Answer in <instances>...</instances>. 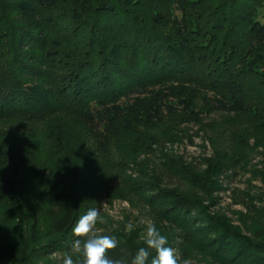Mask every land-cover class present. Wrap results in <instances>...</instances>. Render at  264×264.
<instances>
[{"label":"trees","instance_id":"trees-1","mask_svg":"<svg viewBox=\"0 0 264 264\" xmlns=\"http://www.w3.org/2000/svg\"><path fill=\"white\" fill-rule=\"evenodd\" d=\"M197 91L211 110L248 113L264 130V0H0V121L75 118L105 153L122 136L141 142L146 127L198 118ZM56 156L58 175L65 164ZM27 157L0 148V210L9 214L8 224L0 217V264L70 252L80 210L94 208L72 180L25 196L14 165L34 169ZM224 167L215 158L205 169L154 162L146 204L168 246L180 237L211 264H264V223L249 236L204 202ZM104 234L120 241L113 258L145 246L138 232Z\"/></svg>","mask_w":264,"mask_h":264},{"label":"rangeland","instance_id":"rangeland-1","mask_svg":"<svg viewBox=\"0 0 264 264\" xmlns=\"http://www.w3.org/2000/svg\"><path fill=\"white\" fill-rule=\"evenodd\" d=\"M185 90L191 93L193 88ZM197 92L194 105L202 111L198 118L178 117L164 125L146 127L144 132L149 138L141 142L122 136L111 142L105 153L87 127L71 117L59 120L60 127L56 118L45 122L22 118L2 120L0 148L9 146L35 163L34 169L22 167L20 160L14 165L16 169L20 167L21 191L25 196L44 197L53 186L72 180V189L82 205L90 201L94 208L101 210L104 223L97 224L100 233L127 234L124 228L131 222L134 225L131 233L138 232L141 239L149 223L156 225L157 216L145 198L155 192L149 190L156 180L153 163L175 157L205 169L208 161L215 158L224 162L225 167L215 176L218 187L212 188L209 195H203L204 202L212 205V211L225 214L233 225L253 236L252 230L264 223V130L248 113L211 110L202 101L201 92ZM56 154L61 157V164H65L58 175L57 168L51 166ZM71 165L73 172L68 178ZM9 168L12 169V165ZM167 180L170 184L176 182L171 178ZM7 213L1 208L4 224H8ZM181 241L180 237L171 240L170 247L178 257L188 264H211L209 256L196 248L182 246ZM183 248L191 253L183 254ZM63 256L55 254L37 264H62Z\"/></svg>","mask_w":264,"mask_h":264},{"label":"clouds","instance_id":"clouds-1","mask_svg":"<svg viewBox=\"0 0 264 264\" xmlns=\"http://www.w3.org/2000/svg\"><path fill=\"white\" fill-rule=\"evenodd\" d=\"M98 223H104L99 208L88 209L78 219L72 229L75 239L70 252L64 254L62 264H188L187 260L176 255L174 248L168 246V237L154 223L147 225L145 246L139 247L131 259L113 258L110 253L120 246V241L114 235L100 233ZM133 230V223H127L124 231L131 233Z\"/></svg>","mask_w":264,"mask_h":264}]
</instances>
